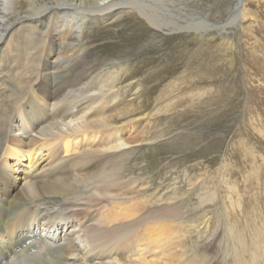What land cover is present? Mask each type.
Masks as SVG:
<instances>
[{"label": "rangeland", "instance_id": "1", "mask_svg": "<svg viewBox=\"0 0 264 264\" xmlns=\"http://www.w3.org/2000/svg\"><path fill=\"white\" fill-rule=\"evenodd\" d=\"M130 1L149 6L69 41L126 80L105 117L125 119L128 150L99 171L114 197L94 222L110 230L106 242L122 237L118 260L254 264L257 234L264 246V0Z\"/></svg>", "mask_w": 264, "mask_h": 264}, {"label": "bare ground", "instance_id": "2", "mask_svg": "<svg viewBox=\"0 0 264 264\" xmlns=\"http://www.w3.org/2000/svg\"><path fill=\"white\" fill-rule=\"evenodd\" d=\"M131 2L0 0V264H148L118 260L122 237L106 242L110 230L94 222V208L114 197L99 171L128 150L125 119L105 117L126 80L69 42L149 6ZM18 27L27 30L4 47Z\"/></svg>", "mask_w": 264, "mask_h": 264}]
</instances>
